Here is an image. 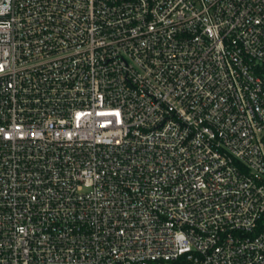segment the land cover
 Returning <instances> with one entry per match:
<instances>
[{"label":"built area","instance_id":"2783aa9c","mask_svg":"<svg viewBox=\"0 0 264 264\" xmlns=\"http://www.w3.org/2000/svg\"><path fill=\"white\" fill-rule=\"evenodd\" d=\"M0 264H264V0H0Z\"/></svg>","mask_w":264,"mask_h":264}]
</instances>
